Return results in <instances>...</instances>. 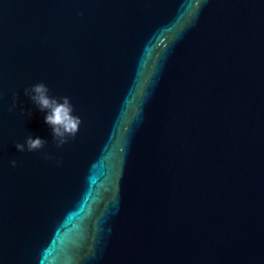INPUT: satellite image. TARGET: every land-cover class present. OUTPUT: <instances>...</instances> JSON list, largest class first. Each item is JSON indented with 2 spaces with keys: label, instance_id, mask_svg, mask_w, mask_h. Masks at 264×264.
Segmentation results:
<instances>
[{
  "label": "water",
  "instance_id": "1",
  "mask_svg": "<svg viewBox=\"0 0 264 264\" xmlns=\"http://www.w3.org/2000/svg\"><path fill=\"white\" fill-rule=\"evenodd\" d=\"M0 264H264V0H0Z\"/></svg>",
  "mask_w": 264,
  "mask_h": 264
},
{
  "label": "clouds",
  "instance_id": "2",
  "mask_svg": "<svg viewBox=\"0 0 264 264\" xmlns=\"http://www.w3.org/2000/svg\"><path fill=\"white\" fill-rule=\"evenodd\" d=\"M24 94L29 96L31 101L42 111L46 112L45 123L49 125L52 131V137L56 141V146L59 148L64 145L69 137H75L81 124L79 116L73 114V105L70 98L67 96L52 97L49 95V88L44 82H39L24 89ZM14 97L17 94H13ZM15 101L10 106L9 111L15 109ZM21 111H25L23 108ZM28 115L31 116V110H28ZM47 141L42 138H33L29 135L24 143H16L15 146L18 151L25 150L29 152L42 149ZM47 158V157H46ZM13 167L16 166L17 161L12 160Z\"/></svg>",
  "mask_w": 264,
  "mask_h": 264
}]
</instances>
